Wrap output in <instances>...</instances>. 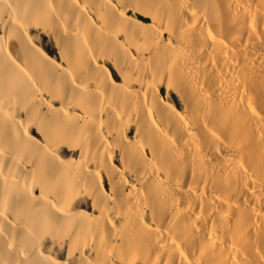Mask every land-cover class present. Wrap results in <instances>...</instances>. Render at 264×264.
<instances>
[{"label": "bare ground", "instance_id": "obj_1", "mask_svg": "<svg viewBox=\"0 0 264 264\" xmlns=\"http://www.w3.org/2000/svg\"><path fill=\"white\" fill-rule=\"evenodd\" d=\"M0 264H264V0H0Z\"/></svg>", "mask_w": 264, "mask_h": 264}, {"label": "rangeland", "instance_id": "obj_2", "mask_svg": "<svg viewBox=\"0 0 264 264\" xmlns=\"http://www.w3.org/2000/svg\"><path fill=\"white\" fill-rule=\"evenodd\" d=\"M52 45V47L54 46L53 44H51ZM164 93H165V91H164ZM178 99V98H177ZM115 164L116 165H118V163L117 162H115ZM106 189H108V187L106 186Z\"/></svg>", "mask_w": 264, "mask_h": 264}]
</instances>
